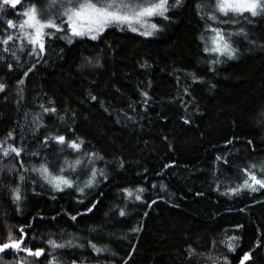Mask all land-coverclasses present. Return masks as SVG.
Instances as JSON below:
<instances>
[{
    "label": "trees",
    "instance_id": "trees-1",
    "mask_svg": "<svg viewBox=\"0 0 264 264\" xmlns=\"http://www.w3.org/2000/svg\"><path fill=\"white\" fill-rule=\"evenodd\" d=\"M46 3L0 11V41L13 36L0 43V141L11 133L5 146L23 148L0 155V242L22 228L21 247L44 249L40 257L5 250L0 264H241L245 253L244 264H264V189L225 194L242 183V169L256 164L259 175L264 163V15L218 14L227 21L218 24L210 7L196 8L214 0H182L167 20L151 18L153 35L113 24L93 40L70 37L64 25L46 30L54 35L37 55L17 38L19 23L25 8ZM209 25L231 34L234 57L205 51ZM56 135L83 141L80 150ZM43 163L53 174L63 167L72 186L58 190L33 171Z\"/></svg>",
    "mask_w": 264,
    "mask_h": 264
},
{
    "label": "snow or ice",
    "instance_id": "snow-or-ice-1",
    "mask_svg": "<svg viewBox=\"0 0 264 264\" xmlns=\"http://www.w3.org/2000/svg\"><path fill=\"white\" fill-rule=\"evenodd\" d=\"M182 0H175L171 6L169 5V0H48L47 6L43 9L38 8L35 4H32L25 8L21 13L23 16L22 21L19 23V29L22 33V37L18 36V39H27L28 43L32 45V52L37 55L45 51L46 37H51L54 35L53 32L46 31L48 29H54L55 32L65 31L64 25H67V32L70 33V37L79 36H89L91 39L95 40L99 37L101 33L105 31L110 25H127L129 29L133 32L139 31V28L135 25H140L144 27V31L140 34L144 36L153 35L158 29V25L155 23H147L148 18L151 17H162L167 20L169 17L166 13L169 12L170 7L180 6ZM21 4V0H0V11L6 12L4 6H9L12 9H16L17 5ZM211 8V14L207 15V19L211 21H216L219 23H226L227 21H221L219 15L224 17L242 16L244 13H249L252 17L258 15H264V0H214V4L209 5L207 3H198L196 8L198 11L203 12L205 8ZM219 14V15H218ZM229 14H232L231 17ZM59 19L60 23L56 20ZM8 28H16L17 24L8 19L5 21ZM208 30H210L213 35L211 37V46L205 47L206 52L216 53L218 55H227L228 57H234L236 49L232 47L229 42L231 34H226L224 30L220 27H211L209 25ZM243 34V29L240 30ZM246 35V34H245ZM69 37V43H71V38ZM203 40L204 37L201 36ZM13 40L12 35H7L0 43L7 45L9 41ZM23 50V49H21ZM5 52L8 48L4 49ZM15 55V53H13ZM90 62V61H89ZM216 61H213L215 63ZM9 68L12 65H8ZM28 71H31L29 69ZM27 75V72L24 73ZM21 79L19 83H23ZM6 85L0 83V92H3ZM147 96V93H143ZM91 99L95 100L96 97L92 96ZM45 112H55L56 109H44ZM188 122V121H186ZM11 138V133L4 141H0V155L3 157H8L14 155V157H20L23 152L22 147H16L14 145H6L7 139ZM52 140L59 144H67L68 147L73 150L79 151L83 141L77 142V140H67L64 135H56L52 137ZM251 143V141H249ZM95 155V154H92ZM222 157H217V160H222ZM225 164L228 163L227 160L223 161ZM21 165L23 164L20 161ZM68 164L69 168H74L72 163L65 162ZM75 165H80L82 161L77 159ZM257 165L251 164L249 167L242 169L245 174L241 184H238L234 188H230L226 195L231 193L233 195H239L242 191L247 190L250 192H257L264 189V163L259 166V175L257 174ZM64 168H59V174H53L47 163L40 165L38 169L33 168V171L39 172V174L47 180L49 184H52L56 189L61 190V186H72V181L63 175ZM96 171L92 170V179L89 180L88 186H90L95 179ZM103 175V172H101ZM23 179V177H21ZM83 191V189H79ZM129 196L132 192L128 189H124ZM139 192H143L144 189H138ZM14 199L19 201L21 199L19 187L12 189ZM137 200L141 199V196L137 195L135 197ZM154 203V202H153ZM94 207V205H93ZM91 210V209H89ZM120 215L124 216L125 212L120 211ZM72 219H76L75 216ZM135 230V229H134ZM20 233L22 234L19 239H14L11 231H9L8 237L0 242V253H5V250H15L16 252L24 251L28 255L33 257H40L44 253L43 248H38L32 250L27 246L21 247L24 244V230L21 228ZM236 237H230L227 241V247L230 251H235ZM71 244V241L68 242ZM53 248H63L64 244H57L54 240H49ZM90 247L96 253H101L107 251L106 248L97 247L96 244L89 241ZM82 246V245H81ZM194 251V250H190ZM251 258L250 253H245L241 264ZM225 264H227V257H224ZM18 264H23V262H18ZM53 264H55V258H53ZM72 264H76L72 261ZM212 264H217V261L213 260Z\"/></svg>",
    "mask_w": 264,
    "mask_h": 264
},
{
    "label": "rangeland",
    "instance_id": "rangeland-1",
    "mask_svg": "<svg viewBox=\"0 0 264 264\" xmlns=\"http://www.w3.org/2000/svg\"><path fill=\"white\" fill-rule=\"evenodd\" d=\"M47 6V3L44 5V6H42V7H38V8H40V9H43V8H45ZM152 18V17H151ZM151 18H148V20H147V23H149V24H151ZM56 22L57 23H59V19H57L56 20ZM136 27H138L139 28V31H144L145 29H144V27H141L140 25H135ZM22 246V245H21Z\"/></svg>",
    "mask_w": 264,
    "mask_h": 264
}]
</instances>
